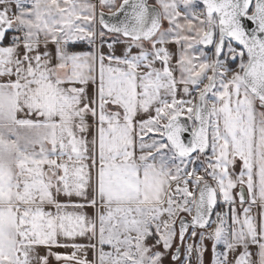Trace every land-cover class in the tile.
Listing matches in <instances>:
<instances>
[{"label": "snow or ice", "instance_id": "obj_1", "mask_svg": "<svg viewBox=\"0 0 264 264\" xmlns=\"http://www.w3.org/2000/svg\"><path fill=\"white\" fill-rule=\"evenodd\" d=\"M53 262L264 264V0H0V264Z\"/></svg>", "mask_w": 264, "mask_h": 264}, {"label": "crops", "instance_id": "obj_2", "mask_svg": "<svg viewBox=\"0 0 264 264\" xmlns=\"http://www.w3.org/2000/svg\"><path fill=\"white\" fill-rule=\"evenodd\" d=\"M78 242L86 243L87 241H78ZM57 251L65 252V251H70V249H57ZM53 264H55V262H53Z\"/></svg>", "mask_w": 264, "mask_h": 264}]
</instances>
